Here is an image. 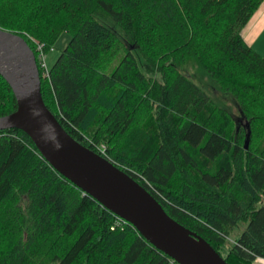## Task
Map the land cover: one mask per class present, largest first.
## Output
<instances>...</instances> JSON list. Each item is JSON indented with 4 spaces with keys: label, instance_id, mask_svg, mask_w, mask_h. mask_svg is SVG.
I'll return each mask as SVG.
<instances>
[{
    "label": "trees",
    "instance_id": "1",
    "mask_svg": "<svg viewBox=\"0 0 264 264\" xmlns=\"http://www.w3.org/2000/svg\"><path fill=\"white\" fill-rule=\"evenodd\" d=\"M263 4L0 0V28L28 42L44 102L69 135L228 264H255L264 259V56L244 32ZM63 33L71 39L46 78L31 39L50 47ZM16 110L0 75V117ZM0 264L171 262L12 129L0 132Z\"/></svg>",
    "mask_w": 264,
    "mask_h": 264
},
{
    "label": "water",
    "instance_id": "2",
    "mask_svg": "<svg viewBox=\"0 0 264 264\" xmlns=\"http://www.w3.org/2000/svg\"><path fill=\"white\" fill-rule=\"evenodd\" d=\"M0 75L17 102L14 113L0 117V132H24L60 175L134 226L170 259L179 264H228L203 237L170 217L135 179L67 133L44 102L35 53L23 37L1 28Z\"/></svg>",
    "mask_w": 264,
    "mask_h": 264
},
{
    "label": "rangeland",
    "instance_id": "3",
    "mask_svg": "<svg viewBox=\"0 0 264 264\" xmlns=\"http://www.w3.org/2000/svg\"><path fill=\"white\" fill-rule=\"evenodd\" d=\"M22 37V36H21ZM25 39V38H24ZM70 36L66 33H63L60 38L56 41V43L54 44V46H45L43 43H39L36 42L35 40L31 39L33 44H35L36 47L40 46L39 44L43 45L44 48V52L46 54V59H47V64L49 67H52L55 62L57 61V59L59 58V56L61 55L62 51L67 47L69 41H70ZM26 40V39H25ZM27 42V41H26ZM28 43V42H27ZM47 49H49V52L47 53ZM186 73H188L189 75L194 76L195 81L200 83V85H205L206 86V92H207V78L205 76H203L200 72L199 69H197L196 67H194V65L190 64L187 67L184 68ZM211 90L208 89V92L210 93ZM212 95L218 100L221 101L223 100V104H225V106L227 108H229L228 110L231 111V113L233 114V116L235 118H237L239 116V112L237 111L236 107H235V103H233L231 100H229L228 98H224L221 94L217 93V91L214 90V94L212 92ZM225 254V253H224ZM226 255V254H225Z\"/></svg>",
    "mask_w": 264,
    "mask_h": 264
},
{
    "label": "crops",
    "instance_id": "4",
    "mask_svg": "<svg viewBox=\"0 0 264 264\" xmlns=\"http://www.w3.org/2000/svg\"><path fill=\"white\" fill-rule=\"evenodd\" d=\"M244 36L246 42L264 56V4L245 29ZM255 264H264V259L257 260Z\"/></svg>",
    "mask_w": 264,
    "mask_h": 264
},
{
    "label": "built area",
    "instance_id": "5",
    "mask_svg": "<svg viewBox=\"0 0 264 264\" xmlns=\"http://www.w3.org/2000/svg\"><path fill=\"white\" fill-rule=\"evenodd\" d=\"M40 46L37 47V51L39 53V63L41 66V70L43 73V76L48 78L50 73V67L47 64L46 54L44 52V48L42 44H39ZM171 264H179L173 259H170Z\"/></svg>",
    "mask_w": 264,
    "mask_h": 264
},
{
    "label": "bare ground",
    "instance_id": "6",
    "mask_svg": "<svg viewBox=\"0 0 264 264\" xmlns=\"http://www.w3.org/2000/svg\"><path fill=\"white\" fill-rule=\"evenodd\" d=\"M120 218V217H119ZM120 219H122V218H120ZM123 220V219H122ZM125 221V220H124ZM128 223V222H127Z\"/></svg>",
    "mask_w": 264,
    "mask_h": 264
}]
</instances>
